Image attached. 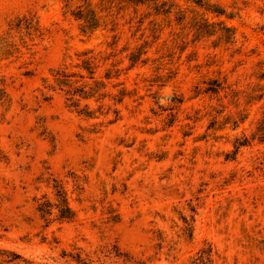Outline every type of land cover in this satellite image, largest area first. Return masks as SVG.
Masks as SVG:
<instances>
[{
	"label": "rangeland",
	"instance_id": "rangeland-1",
	"mask_svg": "<svg viewBox=\"0 0 264 264\" xmlns=\"http://www.w3.org/2000/svg\"><path fill=\"white\" fill-rule=\"evenodd\" d=\"M157 5L0 0V264H264V0Z\"/></svg>",
	"mask_w": 264,
	"mask_h": 264
},
{
	"label": "trees",
	"instance_id": "trees-1",
	"mask_svg": "<svg viewBox=\"0 0 264 264\" xmlns=\"http://www.w3.org/2000/svg\"><path fill=\"white\" fill-rule=\"evenodd\" d=\"M136 4H154L155 5V9H157L159 11V9H161L160 6L157 5L158 0H130ZM164 13H168L169 11L167 10H163ZM60 206L62 207L59 211H60V218L63 220H71L72 219V215H71V211L70 209L67 207V203H66V199L60 194ZM46 207L43 208V205L40 206V211L44 212L45 214H50V209H45ZM45 209V210H42ZM20 257L13 254V258H11L10 260L7 261V263H13L15 261H17ZM201 264H206V262L203 259H200Z\"/></svg>",
	"mask_w": 264,
	"mask_h": 264
}]
</instances>
